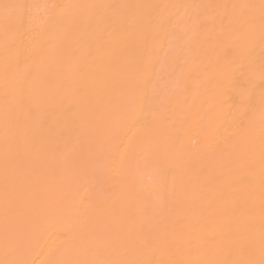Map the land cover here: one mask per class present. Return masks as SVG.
<instances>
[{"label":"bare ground","instance_id":"obj_1","mask_svg":"<svg viewBox=\"0 0 264 264\" xmlns=\"http://www.w3.org/2000/svg\"><path fill=\"white\" fill-rule=\"evenodd\" d=\"M0 264H264V0H0Z\"/></svg>","mask_w":264,"mask_h":264}]
</instances>
